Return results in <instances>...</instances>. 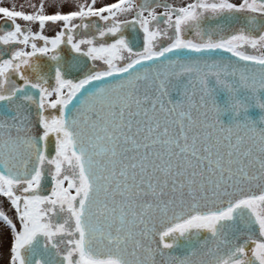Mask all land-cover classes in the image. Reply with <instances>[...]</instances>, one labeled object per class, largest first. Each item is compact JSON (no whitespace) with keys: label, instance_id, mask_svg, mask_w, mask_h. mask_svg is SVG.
Instances as JSON below:
<instances>
[{"label":"snow or ice","instance_id":"obj_1","mask_svg":"<svg viewBox=\"0 0 264 264\" xmlns=\"http://www.w3.org/2000/svg\"><path fill=\"white\" fill-rule=\"evenodd\" d=\"M95 3L0 7V48L20 46L0 51V196L20 225L0 211L9 264H264V129L220 119L264 109V52L245 51L264 49V0ZM240 13L252 15L224 35ZM49 22H62L53 38Z\"/></svg>","mask_w":264,"mask_h":264},{"label":"flooded vegetation","instance_id":"obj_2","mask_svg":"<svg viewBox=\"0 0 264 264\" xmlns=\"http://www.w3.org/2000/svg\"><path fill=\"white\" fill-rule=\"evenodd\" d=\"M46 0H43L45 2ZM68 0H63L58 3H44L45 4V12L46 14H54L57 11L61 12L62 14H67L71 11L78 10V5L79 4H84V3H91L92 0H69L68 3H65ZM42 2V0H40ZM118 0H96L95 7L99 8L102 6H108L111 5L112 3H117ZM168 3L172 4L175 7H181V6H186L189 3H193L194 0H167ZM230 2L239 4L242 2V0H230ZM30 5H35L38 7L40 3H16V0H0V7H8L10 9H15L19 11H24L25 13H32L35 11V8L31 7ZM157 12H162V8L156 9ZM133 14H128L126 16H121V20L125 19H132ZM252 14L250 13H240L237 14V18L232 22L230 25L229 31L224 33V35H230L237 33L245 23V17L250 16ZM95 20L96 18H92ZM222 18L215 19V20H205V24L208 26H215L216 24L221 22ZM264 18H258V20H261ZM18 23L21 24L22 28L23 27H31L33 32L37 31L38 25L32 24L29 25L27 22L18 20ZM102 23V22H101ZM62 22H57L56 24H53L49 22L44 29V35L48 36L49 38H53L55 33L59 31L61 27ZM11 25L3 18L2 15H0V30H10ZM258 35V34H257ZM194 34L192 32H189L187 34V38H193ZM125 37L127 39H130L132 41V47L134 50H142L143 46V40H142V33L139 32H133L131 30L127 31L125 33ZM108 42H114V40L109 39ZM195 42V41H194ZM38 46H42V42H37ZM167 43H169L168 40H163L162 41V46H166ZM20 46H3L0 48V51H3L5 55L3 58H9L11 55V52L18 49ZM27 50H31L30 47ZM245 51L248 54H261V52H264V49H261L260 51L252 50L250 47L245 48ZM64 56L67 59L68 58V51L67 49L64 50ZM47 59L42 58L40 60V64L42 65H47ZM96 63V68L101 69L105 66L102 65V62L97 61ZM92 67V62L91 61H86L82 65V71H73L69 78L72 79H78V78H83V73L86 72L89 68ZM17 83H22L19 80H17ZM54 138H50L49 140V149L48 152L50 155H54ZM67 185L65 184V187ZM43 195H48L50 194L51 190V182L50 178L48 180L43 181ZM19 194V193H17ZM74 194V193H73ZM0 211H3L5 215L9 217V219L12 220L13 223L16 224L17 228L19 229V221L18 217L16 214L15 209L11 206L10 201L6 197L0 196ZM12 243V235H11V230L10 228L2 221L0 220V264H9V258H10V247Z\"/></svg>","mask_w":264,"mask_h":264},{"label":"water","instance_id":"obj_3","mask_svg":"<svg viewBox=\"0 0 264 264\" xmlns=\"http://www.w3.org/2000/svg\"><path fill=\"white\" fill-rule=\"evenodd\" d=\"M223 55L229 56L230 54L224 53ZM210 86H214V80L210 79L209 81ZM93 86H89L91 88ZM86 91V90H85ZM244 92L241 93L243 95ZM257 95L260 97L261 101L264 102V89L259 90ZM173 102L178 101L181 97L179 95L178 91H174L170 93L169 97ZM80 96L78 95L77 99L73 101V104H78L79 103ZM218 101L223 104L225 100V95L223 92H219L217 96ZM250 107L247 109L246 112L240 113L238 116H234L232 112L225 113L221 115L220 119L222 120L223 124L225 126H231L234 121L239 120V121H244L246 118L250 119L254 126L257 127L258 129H264V120L261 118L264 117V109H261L255 105L254 101L250 102ZM71 109V105L69 106ZM6 112V110H3ZM0 171H3L2 168H0Z\"/></svg>","mask_w":264,"mask_h":264},{"label":"rangeland","instance_id":"obj_4","mask_svg":"<svg viewBox=\"0 0 264 264\" xmlns=\"http://www.w3.org/2000/svg\"><path fill=\"white\" fill-rule=\"evenodd\" d=\"M63 0H46L43 3H58L61 2ZM68 1H66L65 3H68ZM16 3H41L40 0H16Z\"/></svg>","mask_w":264,"mask_h":264}]
</instances>
